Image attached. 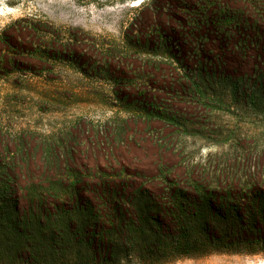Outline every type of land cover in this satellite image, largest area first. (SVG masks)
I'll list each match as a JSON object with an SVG mask.
<instances>
[{
	"label": "rangeland",
	"instance_id": "rangeland-1",
	"mask_svg": "<svg viewBox=\"0 0 264 264\" xmlns=\"http://www.w3.org/2000/svg\"><path fill=\"white\" fill-rule=\"evenodd\" d=\"M166 168L264 200V0H0L1 209L38 182L160 193ZM239 249L166 264L264 263V239Z\"/></svg>",
	"mask_w": 264,
	"mask_h": 264
},
{
	"label": "trees",
	"instance_id": "trees-1",
	"mask_svg": "<svg viewBox=\"0 0 264 264\" xmlns=\"http://www.w3.org/2000/svg\"><path fill=\"white\" fill-rule=\"evenodd\" d=\"M221 12L230 14L225 7ZM234 173L228 169L217 177L208 171L160 169L157 177L165 183L160 193L129 182L23 185L24 205L14 201L9 210L0 207V217L12 216L6 225L0 223V264H127L130 255L139 264H166L240 252L239 247L264 239V200L261 195L245 201L255 179L240 183ZM158 197L168 205H158ZM140 198L148 201L134 209Z\"/></svg>",
	"mask_w": 264,
	"mask_h": 264
},
{
	"label": "bare ground",
	"instance_id": "bare-ground-1",
	"mask_svg": "<svg viewBox=\"0 0 264 264\" xmlns=\"http://www.w3.org/2000/svg\"><path fill=\"white\" fill-rule=\"evenodd\" d=\"M261 264H264V263H261Z\"/></svg>",
	"mask_w": 264,
	"mask_h": 264
}]
</instances>
